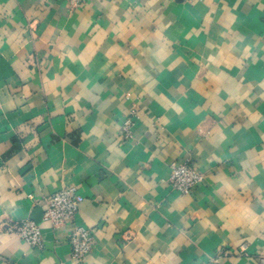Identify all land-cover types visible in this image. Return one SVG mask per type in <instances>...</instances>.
I'll use <instances>...</instances> for the list:
<instances>
[{
	"label": "crops",
	"instance_id": "crops-1",
	"mask_svg": "<svg viewBox=\"0 0 264 264\" xmlns=\"http://www.w3.org/2000/svg\"><path fill=\"white\" fill-rule=\"evenodd\" d=\"M34 217L42 246L0 228V264H264V0H0V223Z\"/></svg>",
	"mask_w": 264,
	"mask_h": 264
},
{
	"label": "built area",
	"instance_id": "built-area-1",
	"mask_svg": "<svg viewBox=\"0 0 264 264\" xmlns=\"http://www.w3.org/2000/svg\"><path fill=\"white\" fill-rule=\"evenodd\" d=\"M70 5L79 7L90 0H66ZM133 117H128L123 123L124 135L132 137ZM203 172L190 159L175 161L171 164L169 182L181 194L191 193L203 180ZM84 196L74 186L64 187L45 198L46 206L43 220L54 226L64 225L74 221ZM0 228L15 233L32 246L41 247L43 244V228L36 220L27 218L21 221L0 223ZM69 242L73 259L83 262L94 244L92 229L76 226L70 234Z\"/></svg>",
	"mask_w": 264,
	"mask_h": 264
},
{
	"label": "water",
	"instance_id": "water-1",
	"mask_svg": "<svg viewBox=\"0 0 264 264\" xmlns=\"http://www.w3.org/2000/svg\"><path fill=\"white\" fill-rule=\"evenodd\" d=\"M43 212H44V210H42ZM41 214V213H40ZM35 218V220L38 222V223H40L41 222V217H34Z\"/></svg>",
	"mask_w": 264,
	"mask_h": 264
}]
</instances>
